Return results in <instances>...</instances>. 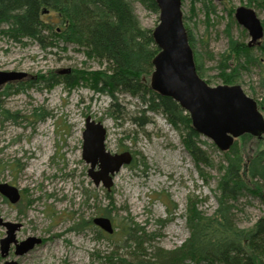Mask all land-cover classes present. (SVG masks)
<instances>
[{
    "label": "rangeland",
    "instance_id": "374dc122",
    "mask_svg": "<svg viewBox=\"0 0 264 264\" xmlns=\"http://www.w3.org/2000/svg\"><path fill=\"white\" fill-rule=\"evenodd\" d=\"M128 1L140 27L152 30L158 23V10L149 9L141 0ZM247 4L264 25V0H181V10L195 65L200 64L203 78L212 86L221 84L225 76L220 72L238 66L234 83L258 102L264 116L263 65L246 63L240 57L230 60L227 68L220 66L229 37L240 48L250 39L234 19V9ZM249 54L259 56L264 64V35ZM105 66V61L87 58L74 44L43 47L28 38L17 41L0 33V71L24 74L0 86V182L15 186L20 193L16 203L0 194V217L21 224L17 241L29 236L42 239L22 255H15L11 245L7 256L0 254V264L9 260L17 264H108L107 255L124 245L121 239L127 222L151 238L146 243L148 254L155 247L178 250L189 236L191 207L207 214L216 209L227 152L198 133L195 143L204 152L206 164L187 151L183 143L187 111L180 107L175 124L161 109H150L148 94L143 100L120 90L114 118L110 113L113 99L94 90L89 81L80 80L73 87L63 82L46 84L52 73L64 76L57 74L58 69L97 71ZM144 80L151 89L150 75H144ZM87 116L106 129L108 152L132 154V161L114 174L109 190L93 184L87 173L89 164L82 158ZM236 142L244 156L264 147V137L247 133ZM263 200L242 193L233 210L239 227L248 228L264 215ZM102 215L112 223L110 234L91 221ZM5 235L6 228L0 225V239Z\"/></svg>",
    "mask_w": 264,
    "mask_h": 264
},
{
    "label": "trees",
    "instance_id": "16d2710c",
    "mask_svg": "<svg viewBox=\"0 0 264 264\" xmlns=\"http://www.w3.org/2000/svg\"><path fill=\"white\" fill-rule=\"evenodd\" d=\"M141 2L153 11L158 10L154 0ZM5 24L8 25L7 29L2 27ZM151 32V29L140 27L128 0H0V33L17 41L28 38L43 47L58 45L60 42L74 44L87 58L106 62L104 70L73 69L62 74L64 76L52 73L49 77L51 81L47 78V85L63 82L66 86L73 87L80 80L89 81L94 90L107 93L113 99L110 113L114 118L118 111L114 108L118 107L116 92L123 90L131 95L141 96L143 100L148 94L150 109H161L171 122L178 124L182 110L179 104L170 97L153 93L144 80V75L151 76L152 60L159 50ZM250 48L253 47H247L246 44L240 48L229 37V48L227 54L223 55L220 66L227 68L230 60L243 57L246 63L263 65L264 79V64L260 62L259 56L254 58L249 54ZM195 66L197 74L204 79L200 64L196 63ZM236 67L230 72H220L225 76L221 84H237L233 81L238 71ZM183 117L188 124L184 146L206 164L204 152L196 146L194 136L197 132L190 125V117L187 114ZM134 119L135 122L139 119L138 124L140 123L139 117ZM236 140L224 151L227 152L224 153L226 164L222 167L220 199L216 209L207 214L191 207L187 220L189 236L181 249L163 250L155 247L154 252L148 254L146 243L151 238L141 228L127 222L121 239L124 245H119L111 255H107L106 262L264 264V215L248 228H241L235 222L233 212L234 203L242 193L264 199V147L244 156L238 149ZM123 249L124 252L119 251Z\"/></svg>",
    "mask_w": 264,
    "mask_h": 264
},
{
    "label": "water",
    "instance_id": "95a60500",
    "mask_svg": "<svg viewBox=\"0 0 264 264\" xmlns=\"http://www.w3.org/2000/svg\"><path fill=\"white\" fill-rule=\"evenodd\" d=\"M154 1L159 15L151 34L159 50L152 60L151 89L177 102L189 114L193 130L211 139L220 151H227L234 139L244 133L264 137V117L255 99L248 96L239 84L212 86L197 74L183 23L181 0ZM234 19L247 30L250 36L248 47L258 45L264 29L255 11L243 5L237 6ZM70 71L69 68L56 70L59 75ZM23 76L19 72L0 71V86ZM105 136L106 129L102 123L87 116L82 132V158L89 164L87 173L93 184H101L109 190L114 174L132 161V154L129 151L111 154L105 149ZM0 194L10 203L20 199L18 188L7 182H0ZM93 222L108 234L113 232L109 218L95 216ZM0 225L6 228L5 237L0 239L2 257L7 256L11 245L15 255H22L42 241L35 236L17 241L16 231L21 227L20 223L3 221L0 217ZM3 264L17 262L9 260Z\"/></svg>",
    "mask_w": 264,
    "mask_h": 264
},
{
    "label": "flooded vegetation",
    "instance_id": "af4514ba",
    "mask_svg": "<svg viewBox=\"0 0 264 264\" xmlns=\"http://www.w3.org/2000/svg\"><path fill=\"white\" fill-rule=\"evenodd\" d=\"M240 6V5H239ZM243 6H246V7H249V8H252L251 6H247V5H243ZM253 9V8H252ZM254 10V9H253ZM234 11H235V9H234ZM255 11V10H254ZM256 13V12H255ZM257 15V14H256ZM258 17V16H257ZM259 18V17H258ZM260 19V18H259ZM261 23H262V21H261ZM262 25H263V23H262ZM241 26V25H240ZM244 28V27H243ZM263 29H264V25H263ZM263 35H264V33H263ZM250 37V36H249ZM263 37V36H262ZM262 39V38H261ZM261 39H260V41H261ZM250 40V39H249ZM248 40V41H249ZM248 43V42H247ZM247 43H246V45H247ZM260 44V43H259ZM258 44V45H259ZM258 45H254V46H251V47H255V46H258ZM247 47H248V45H247ZM95 217V216H94ZM93 217V218H94ZM93 218L91 219V221H92V223L94 224V222H93ZM95 225V224H94ZM96 226V225H95ZM42 240V239H41ZM42 242V241H41Z\"/></svg>",
    "mask_w": 264,
    "mask_h": 264
}]
</instances>
